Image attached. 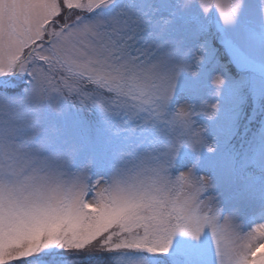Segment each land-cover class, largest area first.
Here are the masks:
<instances>
[{
    "label": "snow or ice",
    "instance_id": "snow-or-ice-1",
    "mask_svg": "<svg viewBox=\"0 0 264 264\" xmlns=\"http://www.w3.org/2000/svg\"><path fill=\"white\" fill-rule=\"evenodd\" d=\"M243 2L0 0V264H144L205 230L215 264H264V221L200 171L206 128L168 111L206 51L193 9L226 27Z\"/></svg>",
    "mask_w": 264,
    "mask_h": 264
},
{
    "label": "rangeland",
    "instance_id": "rangeland-1",
    "mask_svg": "<svg viewBox=\"0 0 264 264\" xmlns=\"http://www.w3.org/2000/svg\"><path fill=\"white\" fill-rule=\"evenodd\" d=\"M199 2L212 7L220 5L227 10L234 0ZM192 14L199 15V23L207 29L206 22H212L218 34L210 35L208 29L198 39L187 40L188 48H195L199 43L207 41L205 53L198 54L204 56V59L201 65L194 60L189 61L194 64L192 71L198 72V75L193 77L181 73L168 111L174 112L180 107L181 112L191 110L196 113L193 119L197 125L206 128L205 136L214 145L211 153L206 149L201 150V173L212 176L216 182H234L237 200L241 197L248 200V204L241 208L247 215L248 223L264 221V4L262 0H244L236 22L226 27L220 24L215 9H211L205 17L195 7ZM212 38L223 42L234 62L249 71L252 100L248 102V107L239 88H233L227 83L224 64L209 56L212 52ZM217 79L224 80V84L217 83ZM258 96H261L259 101ZM213 104L217 106L216 111L211 107ZM209 116L213 118L208 119ZM212 126L215 135L210 133ZM235 128H240V132L236 140H232ZM180 159H183L180 165L191 166L196 158L189 149L181 148L176 162ZM256 167L261 172L252 174ZM174 179L179 180V175ZM137 258L144 264H215L216 261L215 248L208 230L198 239L177 234L166 258L161 259L148 253L138 254ZM55 259H44V264H55L58 260Z\"/></svg>",
    "mask_w": 264,
    "mask_h": 264
},
{
    "label": "trees",
    "instance_id": "trees-1",
    "mask_svg": "<svg viewBox=\"0 0 264 264\" xmlns=\"http://www.w3.org/2000/svg\"><path fill=\"white\" fill-rule=\"evenodd\" d=\"M206 23H207L210 35H212L213 34V33H211L212 28L208 22H206ZM211 51L212 52H210L209 56H211L212 58H215L216 61H220L224 64L225 72L227 74V83L233 88L234 87L236 89L239 88V90L242 92V96H243L244 100L246 101V106L248 107V102H250L252 100V98L250 96V92H249L250 89H249V83H248L249 71L239 68L230 59V57L227 55V53L223 50V46L214 38L211 39ZM260 98H261V96H258L257 100L259 101ZM254 101H256V100L254 99ZM234 131L232 132L233 133L232 140H236L235 138H236L237 133L240 132V128H238V129L235 128ZM210 133L212 135H215V129L213 126L210 129ZM182 161H183V159H180L177 161V163L181 164ZM259 170H261V169H259ZM52 258L58 259V257H56V256H48V257H45L44 259H48V261H50V259H52Z\"/></svg>",
    "mask_w": 264,
    "mask_h": 264
}]
</instances>
